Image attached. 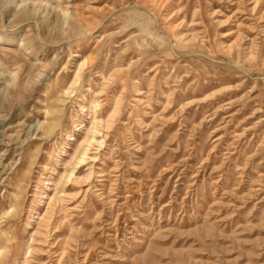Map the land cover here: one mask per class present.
Returning a JSON list of instances; mask_svg holds the SVG:
<instances>
[{
    "label": "rangeland",
    "instance_id": "1",
    "mask_svg": "<svg viewBox=\"0 0 264 264\" xmlns=\"http://www.w3.org/2000/svg\"><path fill=\"white\" fill-rule=\"evenodd\" d=\"M0 264H264V0H0Z\"/></svg>",
    "mask_w": 264,
    "mask_h": 264
}]
</instances>
